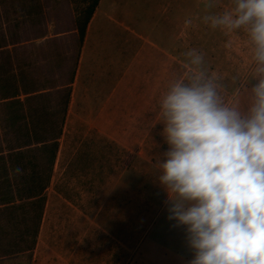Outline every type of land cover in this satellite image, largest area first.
I'll list each match as a JSON object with an SVG mask.
<instances>
[{"label": "rangeland", "instance_id": "rangeland-1", "mask_svg": "<svg viewBox=\"0 0 264 264\" xmlns=\"http://www.w3.org/2000/svg\"><path fill=\"white\" fill-rule=\"evenodd\" d=\"M92 1L0 0V264H30L35 247L62 244L110 247L109 253L95 254V264H156L162 256L157 247L167 245L169 226L171 246H182L183 227L177 226L175 221L173 224L167 221L157 232L151 233L152 222L157 212L168 203V196L155 181L157 173L152 172L153 165L148 159H142V174L134 172L135 163L137 161L138 166L140 159H127L130 165L126 177V236H118L122 223L113 216L119 209L117 188L104 191L106 194L110 192L112 205L108 239L93 237L91 233L87 239L80 237V231L89 228L86 221L78 223L82 228L78 227V234L75 232L72 238L58 237L57 234L49 236L50 231L70 230L74 225L77 229L78 225L72 223L71 217L84 219L82 215L88 210L86 199L93 195L98 200V195L104 193L90 188L92 181L106 184L110 180L115 185L119 181L114 167L117 159L114 157L109 159L110 173L104 174L100 169L91 180L84 172L85 167L79 172L77 168L71 169L66 160L69 154L63 150L70 130L65 125L59 140V151L62 147L60 157L58 160L59 152L56 153L57 160L50 172L51 154L48 149L52 139L61 133L64 100L68 93L66 84L72 77L70 61L76 56L72 54V33L76 17ZM143 1L128 0L136 18V22L129 26L136 25L138 32L151 36L155 32L149 28L139 29L151 22L147 13L150 7ZM177 1L182 2L186 9L179 19L184 22V28L173 31L175 52L181 55L194 48L202 53L209 73L218 77L224 86L222 95L226 100L230 99L233 88L243 81L248 70L245 37L242 32L225 35L199 19L222 10L230 0H219L220 7L215 9H205V0ZM186 19H192L193 23L185 26ZM120 21L130 24L123 18ZM105 33L107 53L117 54L119 44L127 35L110 21ZM229 42L231 46L226 47ZM255 83L252 80L249 86ZM7 92L14 95L4 99ZM247 104L248 97L243 94L240 97L241 110L246 109ZM49 173L50 179L45 186ZM139 182L143 188L135 190V183L138 185ZM42 186L44 188L39 192ZM61 196L73 200L75 207L64 201L61 205ZM139 198H142L141 206H138ZM135 211L142 214V220H130L134 218L131 215ZM95 227L98 229L97 225ZM78 256V264H81L93 254L79 253Z\"/></svg>", "mask_w": 264, "mask_h": 264}, {"label": "clouds", "instance_id": "clouds-1", "mask_svg": "<svg viewBox=\"0 0 264 264\" xmlns=\"http://www.w3.org/2000/svg\"><path fill=\"white\" fill-rule=\"evenodd\" d=\"M219 7L205 0V9ZM199 19L225 35L243 33L248 70L226 100L203 54L181 53L187 71L160 97L151 126L163 124L169 146L155 181L167 193L168 219L184 229L187 264H264V0H230Z\"/></svg>", "mask_w": 264, "mask_h": 264}, {"label": "crops", "instance_id": "crops-1", "mask_svg": "<svg viewBox=\"0 0 264 264\" xmlns=\"http://www.w3.org/2000/svg\"><path fill=\"white\" fill-rule=\"evenodd\" d=\"M143 2L150 7L147 13L151 22L148 25H141L139 29L149 28L155 32L154 35H143L136 30V25L129 26L136 22V18L128 0H99L81 44L75 25L72 33L74 36L72 54L76 56L70 61L72 77L66 84L68 93L64 100L61 133L52 139V143H58L56 153L59 152V160L62 150L60 147L59 151V140L63 126L70 128L63 149L64 153L69 154L66 160L71 169L77 168L78 172L85 167L84 172L88 174L89 180L94 174L99 173L100 169L108 175L109 159L112 157L117 159L114 167L119 181L116 185L109 180L106 184L92 181L89 186L103 192L118 189L119 209L118 213H113V216L122 223V228L119 226L118 229L120 238L126 236L128 220L126 177L130 164L127 159H140L138 166H136L137 161L135 163L136 174H142V159L150 160L153 165L152 172L157 173L155 162L169 147L161 135L163 124L156 123L151 127L157 120L158 101L169 84L187 71L184 67L185 58L175 52L176 39L173 36L175 29L184 28V22L179 19L185 13V5L177 0H144ZM122 18L130 24L123 22L124 20L120 21ZM109 21L127 35L123 43L119 44L117 54L114 55L107 53L108 40L105 30ZM142 188V183L139 182L138 185L135 183V190ZM60 199L61 205L64 201L75 207L73 200L62 196ZM135 201L137 204V198ZM86 204L88 210L82 215L84 219L75 216L71 217V221L77 225L86 221V224H89L87 230L83 229L78 234L82 227L78 225L75 229L74 225L70 230L50 231L49 236L57 234L58 237L72 238L77 233L87 239L91 233L93 237L108 239L111 235L112 220L110 192L99 194L98 200L92 195L86 199ZM141 205L142 198H139L138 206ZM169 206L167 203L157 212L151 226L152 234L167 221L173 224V220L168 219ZM132 216L134 218L130 220L143 219L142 214L136 211ZM170 229L169 226L167 245L157 247L162 256L161 261L156 264H187L191 254L186 247L184 229L182 246H171ZM34 251L33 261L30 264H78L79 253L93 254L81 264H95V254L109 253L110 247L62 244L37 246Z\"/></svg>", "mask_w": 264, "mask_h": 264}, {"label": "trees", "instance_id": "trees-1", "mask_svg": "<svg viewBox=\"0 0 264 264\" xmlns=\"http://www.w3.org/2000/svg\"><path fill=\"white\" fill-rule=\"evenodd\" d=\"M99 0H93L91 3L88 4L87 7H85L81 14L78 15V17H76V28H77V32L79 35V42L80 44L83 42L85 34H86V30H87V26L88 23L90 21V19L92 18V15L96 9V6L98 5ZM9 95H14V93H9L7 92V94L5 95L4 99L8 98ZM12 97V96H11ZM51 148L48 149L50 154H51V169L50 172H52V165L54 164L55 161V157H56V152H57V148H58V143L54 142L52 143V145L50 146ZM50 179V173L49 175L46 176L45 178V183L43 181H41V184H45V186H47L48 181ZM43 186L41 187V189H39L42 191L43 190ZM32 190H36V189H32ZM42 201H44V199H41Z\"/></svg>", "mask_w": 264, "mask_h": 264}]
</instances>
